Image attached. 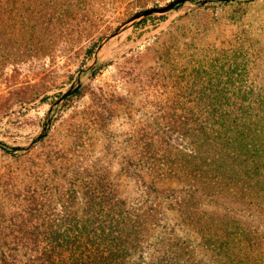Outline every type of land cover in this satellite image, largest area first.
Masks as SVG:
<instances>
[{
  "label": "rangeland",
  "instance_id": "374dc122",
  "mask_svg": "<svg viewBox=\"0 0 264 264\" xmlns=\"http://www.w3.org/2000/svg\"><path fill=\"white\" fill-rule=\"evenodd\" d=\"M169 1L0 0V140L27 145L102 37L137 10ZM146 18L105 43L97 73L83 76V93L55 109L40 141L24 151L0 148V242L17 235L11 229L26 202L16 195L46 175L48 160L58 153L90 167L92 155L103 154L110 143L105 158L113 161L110 174L118 195L127 200L140 196V182L126 175L123 160L128 152L136 161L144 155L128 151V142L140 137L180 143L171 132L170 109L192 108L187 97L204 92L195 88L206 84L205 70L219 76L226 95L264 98V0L198 5L193 0ZM77 164L70 176L84 171ZM143 169L132 171L144 175ZM74 187L84 192L82 186ZM69 192L65 190V204L72 203ZM221 202L245 209L230 197Z\"/></svg>",
  "mask_w": 264,
  "mask_h": 264
},
{
  "label": "trees",
  "instance_id": "16d2710c",
  "mask_svg": "<svg viewBox=\"0 0 264 264\" xmlns=\"http://www.w3.org/2000/svg\"><path fill=\"white\" fill-rule=\"evenodd\" d=\"M203 75L206 84L193 85L203 95L187 97L192 108L170 109L180 143L128 142L144 155L123 160L140 196L118 195L105 158L110 143L90 167L58 153L46 175L16 195L26 204L11 229L17 235L0 242V264H264V98L226 95L219 76ZM73 164L84 170L75 177ZM65 190L72 203H64Z\"/></svg>",
  "mask_w": 264,
  "mask_h": 264
},
{
  "label": "water",
  "instance_id": "95a60500",
  "mask_svg": "<svg viewBox=\"0 0 264 264\" xmlns=\"http://www.w3.org/2000/svg\"><path fill=\"white\" fill-rule=\"evenodd\" d=\"M190 1L193 0H171L165 5H156V6L141 8L136 12H134L119 26H117L110 33L102 37L89 63H87L78 70L75 79H73V81L69 84V86L64 91H62L61 94L53 101V103L51 104L50 108L47 111L41 130L34 137H32L31 141L27 145H9L5 141L0 140V148L11 152L24 151L32 147L38 141H40L46 135L51 125L53 113L55 109L58 106H60L63 103V101H65L71 95L75 94L80 89L82 85L83 76L93 73L94 70L97 68L100 58V51L101 49H103V46L105 45L106 42H108L110 39L121 33L123 30L127 29L136 22L148 16L154 14H164L173 10L180 9L181 7L186 6V4ZM210 1L212 0H194V5L205 4Z\"/></svg>",
  "mask_w": 264,
  "mask_h": 264
}]
</instances>
